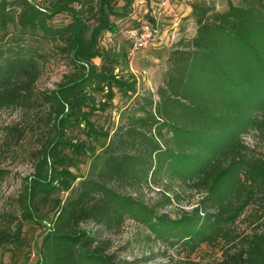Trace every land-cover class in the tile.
<instances>
[{"label": "trees", "instance_id": "obj_1", "mask_svg": "<svg viewBox=\"0 0 264 264\" xmlns=\"http://www.w3.org/2000/svg\"><path fill=\"white\" fill-rule=\"evenodd\" d=\"M131 2L0 0V112L27 119L4 129L0 153H13L28 135L36 141L33 173L15 209L0 216V264L22 242L25 223L39 221L49 226L38 264H127L110 238L127 220L189 253L203 246L220 253L186 264H264V0L229 1L222 11L190 2L195 35L170 50L157 100H135L111 132L92 117L116 93L135 95L136 82L125 72V52L99 43ZM62 13L69 22L52 24ZM51 60L67 71L40 91ZM7 176L0 169V184ZM152 187L165 206L186 193L197 200L171 218L143 200Z\"/></svg>", "mask_w": 264, "mask_h": 264}, {"label": "rangeland", "instance_id": "obj_2", "mask_svg": "<svg viewBox=\"0 0 264 264\" xmlns=\"http://www.w3.org/2000/svg\"><path fill=\"white\" fill-rule=\"evenodd\" d=\"M47 4L50 0H32ZM193 0H132L124 18L111 17L116 31L104 32L100 37L99 46L111 52L126 54L125 72L131 74L136 82V94L123 96L116 93L112 106L105 112L97 111L92 117L98 126L104 130L113 131L119 124L128 119V108L135 100L151 94L157 100L155 92L162 83L163 74L167 68L170 50L180 40H189L195 35L194 19L191 16L190 2ZM215 5L218 11L226 8L230 1L237 0H206ZM124 2L118 3L121 9ZM65 13L56 15L52 24L65 25L69 22ZM100 64V59H94ZM67 71L62 61L51 60L43 69L37 82L40 91L52 90ZM27 119L18 110H3L0 112V141L4 129L15 124L24 126ZM248 144L254 145L252 135L245 138ZM35 138L30 135L13 153H0V169L8 173L6 180L0 184V216L2 213L15 209V198L21 189L25 178L33 173L30 152L34 149ZM259 150L260 145H257ZM1 152V151H0ZM90 162L80 165L78 175L84 176L89 170ZM154 187L143 192V200L157 207L158 214H168L175 218L181 210H190L197 196L183 194L177 204L162 205L161 196ZM65 196V195H64ZM48 222H26L23 228L22 242L12 251L4 255L5 264H38L39 247L48 229ZM92 230L91 224L82 226ZM111 252H115L120 260L127 264H186L187 261L201 263L213 262L220 258L217 249L202 247L189 253L179 244L171 246L166 241L155 239L149 231L134 221L127 220L121 230L110 236Z\"/></svg>", "mask_w": 264, "mask_h": 264}]
</instances>
